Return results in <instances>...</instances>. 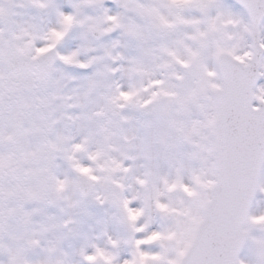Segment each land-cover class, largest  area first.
Instances as JSON below:
<instances>
[{
    "label": "snow or ice",
    "instance_id": "snow-or-ice-1",
    "mask_svg": "<svg viewBox=\"0 0 264 264\" xmlns=\"http://www.w3.org/2000/svg\"><path fill=\"white\" fill-rule=\"evenodd\" d=\"M117 3L0 4V264H264V0Z\"/></svg>",
    "mask_w": 264,
    "mask_h": 264
},
{
    "label": "rangeland",
    "instance_id": "rangeland-1",
    "mask_svg": "<svg viewBox=\"0 0 264 264\" xmlns=\"http://www.w3.org/2000/svg\"><path fill=\"white\" fill-rule=\"evenodd\" d=\"M222 2L228 6H234L235 9L239 10V7L234 5L233 3H230L228 2L227 0H222ZM55 3L64 11H71V8L69 6V0H55ZM103 3H104V7H107L111 12H117V11H120V8H119V4L117 3V0H103ZM25 19H27V17H25ZM52 19V17H43L41 19L38 20L39 23H48L50 20ZM119 34L118 33H112L111 34V38L112 39H115V38H118ZM76 43H77V40L76 39H73L71 41V43H69L67 46H70L72 48H74L76 46ZM68 72H70L71 74L73 75H76L78 77H83L85 75H87L91 70H80V69H74V68H70V69H67ZM72 82H69V85L71 86ZM260 84H264V77H261V81H260ZM61 171H63V166H61ZM264 204V194H261L258 192V195L253 203V206H252V209H251V212L252 213H259L261 212V207L262 205ZM54 211V210H53ZM97 217H104V218H107L105 216L104 213L100 212L99 210H97ZM90 224L93 225L92 229L90 230L89 232V235H94L95 234V230H96V227H95V223L94 221H89ZM157 224L158 222H154L152 224V227L155 228L157 227ZM254 234H259V233H256L254 232ZM127 254L126 250H123L121 252V256H125ZM246 253L245 252H242L241 255H245ZM74 260L76 259L75 256L72 257Z\"/></svg>",
    "mask_w": 264,
    "mask_h": 264
},
{
    "label": "bare ground",
    "instance_id": "bare-ground-1",
    "mask_svg": "<svg viewBox=\"0 0 264 264\" xmlns=\"http://www.w3.org/2000/svg\"><path fill=\"white\" fill-rule=\"evenodd\" d=\"M94 235H95V234H94ZM94 235H93V236H94Z\"/></svg>",
    "mask_w": 264,
    "mask_h": 264
}]
</instances>
